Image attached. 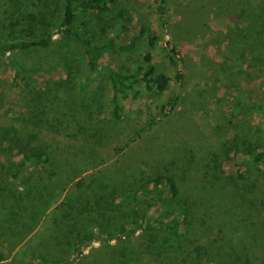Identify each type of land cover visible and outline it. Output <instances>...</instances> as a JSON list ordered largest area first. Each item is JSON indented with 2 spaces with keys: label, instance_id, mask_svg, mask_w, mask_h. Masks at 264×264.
<instances>
[{
  "label": "rangeland",
  "instance_id": "1",
  "mask_svg": "<svg viewBox=\"0 0 264 264\" xmlns=\"http://www.w3.org/2000/svg\"><path fill=\"white\" fill-rule=\"evenodd\" d=\"M32 1L40 5L34 6ZM188 1L116 0L114 4H111V10L108 13L99 17L94 14L81 15L77 20V24L81 26H85L86 21H93L96 28V23L103 19L100 29L96 30L97 32L104 31L105 33H103L107 34V27L104 26L111 25L112 21L110 22V20L115 17V10L123 8L129 11L132 15L130 32L127 31L124 34L123 42L126 43L130 39L131 31L137 33L140 28L144 29L147 36L140 41L139 45L142 50L152 52L155 65L169 76V87L165 92L148 91L144 86H141V93L137 97L130 94L123 100L122 116L116 119L111 113V91L107 78L101 77L100 82L92 81L89 90L80 91L77 86L86 69L85 59L80 55L77 46L55 42L46 49H35L25 53L24 61L27 63L26 69L23 70L25 77H19L17 84L12 82V69L9 68L6 61L0 60V127L10 128L13 126L18 129L17 127L20 126L26 128L27 133L32 131V133H37V138L33 140L32 144L45 145L47 151L51 153V160L47 165L49 170H58L63 166L62 162L66 160L65 157L68 154L67 149L76 146V152L83 154L81 152L83 147L87 151L84 154L90 155L91 161L98 165L95 169L105 166L124 173L130 177L131 182H138V184H134L135 189L141 187V184L146 185L145 188H147L146 181L149 179V175L153 174L160 166L170 164L168 170L178 180L180 179L183 195H189L191 199L196 197L198 201L210 196L215 191L217 184L213 187L209 184L200 186L201 181L197 184L191 183L190 180L184 182L182 177L183 172L186 176L189 175L187 170L190 168H194L197 171L196 174L204 177L205 181L211 177V173L206 172L208 167L204 155L196 154L191 163L187 164V153L190 148H185V146L181 148L176 143L170 145L163 141V135L166 131L168 132L167 128H170L169 133L172 135L173 132L179 130L178 127H183L180 132L185 131L186 134L194 137L190 126L193 121L203 133L200 138L203 142H211L214 139L217 141V138L224 140L233 132L241 135L249 133L251 140L257 139L258 132L260 133L258 128H261L262 125L260 124L261 113L257 105H253L252 102L257 103L264 100V46L251 51L249 43L245 44V39H242V43H233L232 45L229 43L227 28L242 27V16L248 15L252 11L248 5L249 1L254 4L255 16L260 17L259 13L263 9L258 4L263 1L261 4L263 5L264 0H247V3L240 1V4L236 0H222L224 2L215 5L216 7L211 6V0H200L199 6H194ZM9 2L10 0H0V23L15 19L9 17L8 12L13 10H11ZM21 2L24 15L33 13L35 16H40L41 21L55 20L58 17L57 4L53 0L49 2L50 5L47 9L45 4L38 0H22ZM222 5L224 6L221 7ZM48 9V16L45 18ZM199 18L207 22L199 30H196V26H194L193 31H196L194 36L173 34L172 29L180 21L192 22L200 20ZM13 29L15 30L10 25L2 28L0 25V35L5 36L8 31ZM243 33L244 37H248L246 31ZM172 47L175 49L174 52L171 51ZM75 52H78V58L73 66L78 68L77 78L79 81L78 84L76 82L73 85L76 88L74 89L75 94L65 103L70 104L73 109L76 101L79 105L78 109H80L82 106L80 100L86 99L88 104L87 98L95 93L98 101L92 103L89 110V112L93 111V113L90 112V115L94 116V120L89 123L84 116L74 117L71 115L72 113L68 115L65 113L60 116L59 121H55L52 119L54 110L51 111L50 105H46L38 111L40 113L37 117L33 115L28 120L26 117H30L34 111L27 108V96H30L34 88L51 80L56 82L59 87L64 88L65 53H68L74 60ZM169 52L174 57L175 64L170 63L169 57L166 55ZM109 60L121 70H128L144 63L140 54L122 50L112 52ZM236 94L241 96L245 105L242 107L241 117L232 119L230 122L228 109ZM172 95L178 97L175 106H173V102L167 104V98ZM86 103H83L85 107H87ZM66 104L59 105L61 111L69 110L65 107ZM165 104L167 106L163 108L162 106ZM59 107L56 108L59 109ZM56 108H54L55 111ZM22 118L27 121L24 122ZM141 128H144V131L139 134ZM179 137L180 135H177L175 139L179 141ZM185 138L183 136L180 140ZM242 155L250 154L248 150L230 152V158L225 159L221 166L225 175H236L240 171L241 168L236 167L234 161ZM129 158L142 159L144 162L139 165H129V162L126 161ZM103 161H105L104 165L101 164ZM11 162L7 161L5 178L11 181L18 180L21 183L13 185V187H6V190L0 192V245L7 250L11 249L14 252L24 243H28L27 241H31L30 244H33L35 250L40 251L41 246L38 241L42 237V241H56L55 245L57 244L61 251L65 250V253L68 254L69 245L67 243L71 241V236L75 233L74 227L82 226L90 230L97 223L96 219L102 215L103 207L108 201H111L112 206L111 210L105 211L109 214H106L108 220L105 222L107 225L102 228L103 235H105L104 231L110 227V222L115 220H118L119 226L125 224V230L135 227L137 205L130 202L126 194L120 196L121 193H129L125 190L122 192L120 187L111 189L109 196L104 193L103 195L95 194L96 190L92 191L89 188L97 187V185L99 187L101 181L93 183L92 180H87L86 187H83L81 192H75L73 188H68L76 198L83 199V202L79 204L82 207L81 217L79 216V221H77L74 199L69 195V191L60 190L59 183L62 181L60 175L48 179L46 170L39 171L30 166L31 168L24 169L18 178L14 179L12 173L17 172V160L14 159ZM171 162L173 166H171ZM261 170L259 173L260 183L264 184V166ZM89 171L83 172L82 176H85ZM204 174L207 175L204 176ZM78 179L79 177L66 184V189ZM121 179L123 178H118L122 181ZM108 181L111 186V183L115 182L114 176ZM184 183H186L185 186ZM193 185L200 187L196 188ZM28 193H31L32 198L35 199L41 197L37 207L42 209V212L45 211L44 207L47 203L50 205L47 207L50 210L62 201H67L74 207L63 212L58 210L49 213L48 221L44 225L39 228H31L41 214L31 210L30 207L20 211L18 207L23 204L17 205L20 195L28 197ZM51 201L55 202L51 204ZM177 208L178 206L174 204L173 209L177 211ZM201 208L202 205L194 206L195 217H205L218 223L219 214L215 208L210 207L204 211H201ZM56 215L61 216L62 224H55ZM217 225L216 223L210 225L206 219L201 220L193 234L189 236V241H184L179 248L174 243V247L164 249V259L170 257L184 259L185 255V257H190L191 264H224L215 260L212 251L207 249L200 251L201 257L198 259V249L195 247L197 241V243L204 244L211 240L214 231L218 228ZM68 229L73 231L70 232ZM140 244L142 243L132 237L119 243L112 241L109 247L106 246L103 249L100 248L101 244L95 241L85 248L84 252L88 256L76 262L95 264V260H97L100 264H118L113 261L114 254H118L124 249L129 255L135 257L134 251L139 250ZM208 257L211 258L208 259Z\"/></svg>",
  "mask_w": 264,
  "mask_h": 264
},
{
  "label": "trees",
  "instance_id": "2",
  "mask_svg": "<svg viewBox=\"0 0 264 264\" xmlns=\"http://www.w3.org/2000/svg\"><path fill=\"white\" fill-rule=\"evenodd\" d=\"M21 1L10 0L9 4L11 10H13L8 12L9 17L15 19L0 23L1 28L6 25L15 28V30L8 31L5 36L0 35V60L6 61L9 68L12 69V82L14 84L18 83L19 77H25L23 74V70L27 66L24 61L25 53L35 49H46L55 42H59L64 45L77 46L80 55L86 61L84 75L80 77V83L77 86L80 91L89 90L92 81L100 82L101 77L107 78L111 91V113L116 119L122 116L123 100L130 94L137 97L141 93V86H144L148 91L157 90L162 93L168 89L169 76L155 65L150 50L140 48V41L147 36L144 29L140 28L137 33L131 31L130 39L126 43L123 42L124 34L127 31L130 32L132 15L129 11L123 8L115 10V17L110 20V22L112 21L111 25L104 26L107 27V34H104V31L99 30L97 32L96 30L100 29L103 19L96 23V28L93 21H86L85 26L77 24V20L81 15L94 14L99 17L108 13L111 10V4H114L116 0H53L57 4L58 17L55 20L48 21H41L40 16H35L33 13H29V15L22 14L23 5ZM38 1L43 2L42 4H45L46 9L49 8L51 0ZM240 1H246L247 3V0H236L238 4H240ZM32 2L34 6L40 5L34 1ZM188 2H191L194 6L200 4V0H189ZM223 2L222 0H211L210 4L216 7L215 5ZM262 3L263 1H260V4H258L263 9L259 13L260 17L255 16L254 4L249 1L248 5L252 11H250V14L242 16V27L231 26L227 28L230 44L242 43V39H245L244 42L245 44L249 43L251 51L261 49V46H264V4L261 5ZM48 12L49 9L46 11L45 18H47ZM199 19L192 22L188 20L180 21L172 29L173 34L187 37L194 36L196 33V31H193L194 26H196V30H199L207 22L201 20V18ZM94 20L96 21V19ZM112 25L113 27H111ZM36 31L38 33H35ZM244 31L248 33V37H244ZM117 50L140 54L144 63L128 70H121L109 60L112 52ZM171 51L174 52L175 49L172 47ZM77 54L78 52L74 53L73 60L68 53H65L66 77L64 88L59 87L56 82L54 83L51 80L38 88H34L30 96H27V108L34 111L30 117H26L28 120L33 115L37 117L40 113L38 111L46 105L51 106V111L54 110L52 119L55 121H59L60 116L65 113L66 115L72 113L71 115H74V117L84 116L89 123L94 120V116L90 115V112L93 113V111L89 112V110L91 104L98 101L95 93L87 98L88 104L86 99L80 100L82 104L80 109H78L79 105L76 101L73 109L70 104L65 103L75 94L74 89L76 88L73 85L76 82L78 84L79 81L77 78L78 68L73 66L76 58H78ZM166 55L169 57L170 63L175 64L171 53L169 52ZM179 79L181 80V77ZM75 98L78 99V97ZM177 99V96L172 95L167 98V104L173 102V106H175ZM61 103L66 104L65 107L69 110L61 111L59 107ZM83 103H86L88 108ZM252 103L257 105L261 113L260 124L262 125L261 128H258L260 133L258 132L256 140H251L249 133L241 135L233 132L224 140L217 138V141L214 139L211 142H203L200 139L203 133L193 121H191L190 126L191 131L194 132V137L186 134L185 131L180 132L183 127H178L179 130L173 132L172 135L169 133L170 128H167L168 132L164 133L163 141L168 142L170 145L176 143L181 148L184 146L190 148L189 153L184 148L188 158L187 164L191 163L196 154H203L207 160L208 171L206 172H210L211 177L206 181L204 177L202 178V176L196 174L197 171L194 168L187 170L188 176L185 175V172L182 173L184 182L189 180L191 183L196 184L202 182L200 186L209 184L211 187L217 184L215 191L210 196L201 198L200 201L196 197L191 199L189 195L181 193V181L168 170L170 164L160 166L153 174L149 175V179L146 181L147 188H145L146 185L141 184V187L135 189L134 184H138V182H131L128 175L111 167L101 166L95 169L98 165L91 161L90 155H85L87 151L83 147L81 148L83 154L76 152V146L67 149L68 154L65 157L66 160L62 162L63 166L58 170H49L47 165L51 160V153L47 151L45 145L32 144L33 140L37 138V133H32L33 131L27 133V129L20 126L17 127L18 129L13 126L10 128L0 127V192L6 190V187H13V185L21 183L18 180L11 181L5 178L7 175L6 167H8L7 161L13 162L16 159L17 172L12 173L14 179L18 178V175L24 169L34 167L39 171L46 170L48 179L60 175L62 181L59 184L62 191H69L68 188H73L75 192H81V189L86 187L87 180H92L93 183L101 181L99 187L98 185L97 187H89L92 191L96 190L95 194L100 193L103 195L104 193L109 196L111 189L120 187L122 192L124 190L129 192L121 193L120 196L126 194L127 199L137 205L135 219L137 222L134 228L125 230V224L119 226L118 220H115L110 222V227L104 231L105 235H103L102 228L107 225L105 222L108 220L107 215L109 214L105 211L111 210L112 206L111 201H108L103 207L104 212L102 211L100 218L96 219L97 223L90 230L82 226L74 227L75 233L72 234L71 241L67 243L69 245L68 254L65 253V250L61 251L57 244L55 245L56 241H42L43 238L40 237L38 241L41 246L40 251L35 250L33 244H30L31 241H27L28 243H24L14 252L0 245V264H79L77 262L88 256L84 251L90 243L98 241L101 244L100 248L104 249L106 246L109 247L112 241L119 243L132 237L142 243L139 250L134 251L135 257H132L123 249L120 253L114 254L113 261L115 263L191 264L190 257H185V255L184 259L179 257L164 259V249L174 247V243L177 244L178 248L181 247L184 241H189V236L193 234L198 222L204 219L208 220L210 225L218 224V228L214 231L211 240L206 241L204 244L197 243L198 241L195 243V247L198 249V259L201 257L200 251L207 249L212 251L215 260H219L224 264H264V184L260 183L261 179L259 177V173L262 171L261 168L264 166V100ZM244 105V100L239 94H236L228 109L230 122H232V119L241 117ZM166 106L165 104L162 107L165 108ZM54 108H56V111ZM22 120L27 121L24 118ZM97 121L101 122L100 120ZM142 131H144V128L139 130V134ZM177 135H180L179 141L175 139ZM183 136L186 138L180 140ZM233 150L238 152L248 150L250 155H242L236 158L234 164L236 167L241 168L236 175H225L221 166L225 159L230 158V152ZM142 159L133 160L129 158L126 161L129 162V165H139V163L144 162ZM104 162L101 164L104 165ZM171 166H173L172 162ZM86 171L89 172L82 176V173ZM113 176L115 182L111 183L110 186L108 180ZM78 177L79 179L66 189V184L73 182ZM121 177L123 178L122 181L118 180ZM185 185L186 183H184ZM85 191H87L86 188ZM68 193L74 199L76 220L79 221L82 209L79 204L83 202V199L76 198L70 191ZM27 195L28 197L20 195L17 205H23L18 207L19 210L22 211L24 208L30 207L31 210L41 214L31 228H39V226L44 225L53 212L58 210L63 212L74 207L69 202L62 201L50 210L47 208L50 206L47 203L44 207L45 211L42 212V209L40 210L37 207L38 200L41 197L35 199L32 198L31 193ZM85 200L87 199L85 198ZM51 202L53 204L55 201ZM174 204L178 206L177 211L173 209ZM199 205H202L201 211L210 207L215 208L219 214L218 223L205 217H195L193 208ZM60 215H56L54 218L55 224H62ZM43 220L44 223L42 224ZM68 231L72 232L73 230L68 229ZM51 242L52 245H50ZM210 258L208 257V259ZM95 264L100 263L95 260Z\"/></svg>",
  "mask_w": 264,
  "mask_h": 264
}]
</instances>
